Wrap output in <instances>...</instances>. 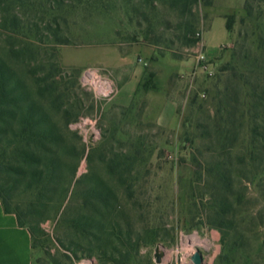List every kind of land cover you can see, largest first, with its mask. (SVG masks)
<instances>
[{"label":"rangeland","instance_id":"374dc122","mask_svg":"<svg viewBox=\"0 0 264 264\" xmlns=\"http://www.w3.org/2000/svg\"><path fill=\"white\" fill-rule=\"evenodd\" d=\"M63 1L68 6H59L55 21L47 12L44 23L69 43L41 30L38 40L32 37L29 67L18 65L28 75L34 116L45 120L51 137L41 166L44 193L24 190L14 176L9 190L12 207L35 230L34 263L178 264L181 252L200 250L215 264H264V0H252L251 15L246 0H196L187 10L171 0ZM217 16L231 23L228 35ZM214 17L205 38L225 41L220 55L206 70L190 72ZM116 50L153 73L160 87L136 119H120L111 98L80 80L83 69L93 68L116 86L110 67L98 63L111 62L124 75ZM244 51L259 67V79L251 78L254 108L238 109L244 114L233 118L235 146L221 148L215 124L227 116L234 91L225 92L218 70ZM167 98L175 101L176 119H154L150 105ZM219 99L225 109L218 113ZM219 180L232 185V195L217 194ZM216 202L230 209L222 228L211 224L221 221Z\"/></svg>","mask_w":264,"mask_h":264},{"label":"trees","instance_id":"16d2710c","mask_svg":"<svg viewBox=\"0 0 264 264\" xmlns=\"http://www.w3.org/2000/svg\"><path fill=\"white\" fill-rule=\"evenodd\" d=\"M194 1L196 0H171V3L173 6L182 7V10H187V6ZM51 2L53 5H50ZM207 2L206 5L210 3V0ZM61 5L68 6V3L65 4L63 0H0V200L3 210L7 213H14L18 224L29 230L32 246L35 230L24 224L21 219L22 213L18 211V207H12L9 190L15 187V181H12L11 176L24 183V190H34L42 195L46 186L43 183L44 171L41 166L46 165L45 153L51 137L50 127L45 120L36 119L34 116L32 104L28 99V75H25L24 71L18 73V65L29 67L35 45L32 37L38 40L41 30L47 33L52 32L60 44L69 43L67 39H59L58 29H53L49 20L44 23L47 12L52 13L51 18L55 21L54 12ZM251 9L252 0H246L245 10L248 15H251ZM38 13L41 14L40 18L36 17ZM224 18L227 19L226 16ZM39 23L43 26L40 27ZM230 27L231 23L226 21V29L229 30ZM196 42L198 39H190L187 43L194 45ZM246 51L248 54L251 53L248 49ZM246 51L243 55L237 52L236 55L239 57L235 61L223 64L218 70L219 80L223 77L225 92L234 91V96L229 98L230 105L226 116L229 119L221 114L215 124V141L221 148L225 144L230 146V149L235 146L236 138L231 135L233 118L236 114H244L238 109L247 107L248 113H250L254 108V100H251L250 97L256 91L257 86L251 78H258L255 68L259 67L248 62L251 56L246 54ZM254 73L256 75L253 76ZM260 73L264 76V66L260 68ZM152 76L153 73L145 71L142 82V87L145 90L154 87ZM243 77L244 80H242ZM240 86L248 88V91H245L243 95L239 89ZM18 88H22L23 93L17 94L16 89ZM220 93L218 91L219 95ZM20 102L24 103L20 104ZM218 103L217 111L219 113L225 108L222 107L220 99ZM252 130L256 134L257 128L254 127ZM3 175L7 178H4ZM228 176L225 177L229 178ZM215 189H217L218 195L224 197L233 193L232 185L229 182L223 183V180L217 181ZM216 204L215 216L221 218V221L215 223L211 220V224L222 228L225 226L223 225V216L230 209L223 202H219V204L216 202ZM27 206H32V203H28ZM222 239H224V234Z\"/></svg>","mask_w":264,"mask_h":264},{"label":"crops","instance_id":"0c3cea01","mask_svg":"<svg viewBox=\"0 0 264 264\" xmlns=\"http://www.w3.org/2000/svg\"><path fill=\"white\" fill-rule=\"evenodd\" d=\"M223 19L226 34L228 35L226 21L224 17ZM214 21L215 17L210 21L209 27L202 33L201 37V52L208 61L220 55V47L225 43V41L216 39L212 35L209 38H205V35L212 31ZM114 55V60L123 66L124 75H120L118 68L111 62H98L99 64L110 67L117 82V92L111 98L113 103L112 109L121 117L120 119H126L127 116H133V119H136V117L141 115L146 105L145 100L150 95V92H160L158 81L155 79L154 87L145 90L142 87V82L146 69L134 65L132 57L130 58L128 55L121 54L117 50ZM194 67L195 60L191 59L189 61L190 72ZM155 102L150 105L153 111L152 113H155L154 119H176V104L173 98H167V100H162L159 103ZM159 123L164 124L162 120H159ZM202 257L203 264H215V261L208 258L205 253H202ZM0 264H35L33 261V246L29 230L18 224L14 213H7L3 210L1 200Z\"/></svg>","mask_w":264,"mask_h":264},{"label":"built area","instance_id":"2783aa9c","mask_svg":"<svg viewBox=\"0 0 264 264\" xmlns=\"http://www.w3.org/2000/svg\"><path fill=\"white\" fill-rule=\"evenodd\" d=\"M196 69L206 70L209 66L208 60L205 58L202 52H200L196 57ZM80 80L82 84L88 85H97L98 93L104 98H112L116 92L117 87L115 86L114 82L110 79L101 78L97 74V70L93 68H85L81 72ZM83 119H89L87 117ZM194 251H185L181 252L176 261L178 264H187V259L190 258L191 254Z\"/></svg>","mask_w":264,"mask_h":264},{"label":"water","instance_id":"95a60500","mask_svg":"<svg viewBox=\"0 0 264 264\" xmlns=\"http://www.w3.org/2000/svg\"><path fill=\"white\" fill-rule=\"evenodd\" d=\"M155 258L157 262H160V254L156 253ZM187 264H203V257L200 250H195L190 256V262Z\"/></svg>","mask_w":264,"mask_h":264},{"label":"bare ground","instance_id":"6f19581e","mask_svg":"<svg viewBox=\"0 0 264 264\" xmlns=\"http://www.w3.org/2000/svg\"><path fill=\"white\" fill-rule=\"evenodd\" d=\"M191 238H192V237H191ZM192 240H193V241H197L198 239H197V237L194 236V237L192 238Z\"/></svg>","mask_w":264,"mask_h":264}]
</instances>
